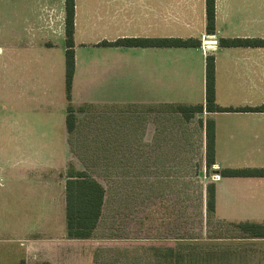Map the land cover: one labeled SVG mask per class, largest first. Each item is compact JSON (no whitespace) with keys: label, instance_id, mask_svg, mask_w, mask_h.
Instances as JSON below:
<instances>
[{"label":"crops","instance_id":"crops-1","mask_svg":"<svg viewBox=\"0 0 264 264\" xmlns=\"http://www.w3.org/2000/svg\"><path fill=\"white\" fill-rule=\"evenodd\" d=\"M16 1L22 4L23 12L20 13L19 3L17 14L12 13L6 59L7 128L12 136L8 141V146L12 147L9 149L11 166L0 173L1 193L5 194L0 196V204L6 203L8 226L24 227L29 224L26 222L28 205L34 209H45L40 213L44 223H39L51 227L54 226V210L58 208L57 220L60 225L58 236L45 239L29 238L24 234V228L18 230L16 238L8 241L17 243V248H14L18 250L16 264L20 259H24L26 264L40 261L77 264L74 259H78L79 253L84 257L82 259H86V264H97L96 252H110L112 248L128 252L132 242L135 247L139 246V252L133 250L138 254L136 263L142 264L143 242L157 241L126 237H102V240H97L95 232L86 239L66 236L65 171L68 163L74 162L76 169L86 170L101 183L85 165L98 153L85 150L86 146L97 144L93 140L98 133L89 134L97 126H91L96 117L102 122L104 159L110 160L108 156L115 152L116 149L112 148L115 145L133 146L135 161L141 164L150 162L152 175L156 178H169L172 170H175L172 148L175 146H182L183 149L176 162H183V172L190 169V152L187 149L190 145V123L195 119L202 131L204 151V123L207 118L212 119L215 143V163L211 167L215 176L212 218L234 225L240 222L264 223V176L222 177L217 174L223 168H264V112L204 110L186 120L174 108L177 104L205 105V58L208 53L214 55L215 101L219 106L255 107L264 104V46L220 47L217 43L220 37L264 39V0H215V33L212 35L205 32V0H200L198 15L191 12V2L194 0H187L189 4L179 13V17L169 4L160 10V0H74L75 66L70 103L75 109L76 125L72 133H68L65 124L66 98L65 112L56 114L48 103L50 98L46 96L47 75L32 73V65L38 62L35 64L40 66L39 60L43 57L46 61L50 50L61 49L58 52L59 61L63 56L64 63V0H59L58 38L45 46L44 56L33 60V64L30 5L25 6L27 0H13V3ZM170 1L166 0L167 3ZM241 2H247L245 9L240 8L239 4L234 5ZM20 21L22 34L16 32V23ZM159 37H195L202 43L199 47L95 46L101 41L111 42L120 38ZM208 39L216 40L211 52L206 51L203 43ZM95 51L102 58H95ZM43 64L47 68V63ZM99 65L103 67L102 81L98 83L101 85L95 83L99 82L94 79L99 75L95 69L93 76L84 75V69ZM36 88L46 93L42 100V96H35ZM128 106L135 109L134 129L126 124ZM55 128L60 131L59 137ZM128 130H133L134 135L129 137ZM85 136L87 138L84 140L87 141H82L80 137ZM185 147L188 153L186 157ZM123 153L121 150L118 155ZM23 157H29L36 162V168L47 171L43 179L34 180L28 178L24 171L19 173L21 170L16 168L14 162ZM51 170L58 172V175L51 174ZM55 183L58 189H55ZM187 196L189 198V193ZM202 197L205 210V191ZM189 207L187 205V209ZM16 210H22V213ZM103 210L104 203L101 217ZM242 237L239 240L252 242L247 264H264V237L244 234ZM163 241L165 244L160 248L171 249L170 259H173L174 245L166 242L174 241ZM155 246L147 248L151 254L149 257L158 259L161 256L162 263L169 264L168 251L166 256H162L157 250L160 248Z\"/></svg>","mask_w":264,"mask_h":264},{"label":"rangeland","instance_id":"rangeland-1","mask_svg":"<svg viewBox=\"0 0 264 264\" xmlns=\"http://www.w3.org/2000/svg\"><path fill=\"white\" fill-rule=\"evenodd\" d=\"M20 2L13 0H0V173L10 168L9 160L11 155L8 141L12 136L8 133L7 126V49H8V34L11 33L12 13L19 11ZM15 8H14V6ZM30 5L31 27H32V64L33 60L40 59L44 56L45 46L51 40L56 41L58 38L59 17V0H27L25 6ZM173 7L176 17L179 13L188 6L187 0H172L167 3L166 0H160V10L162 6ZM240 5V8H246L247 2L234 3ZM20 13L23 12L22 4L20 3ZM200 0L191 2V12L198 15ZM165 10V7H163ZM25 11L26 8H25ZM16 32L22 34V21L16 23ZM52 31V34H51ZM50 32V33H49ZM51 37V38H50ZM207 45V46H206ZM95 46H102L99 43ZM45 49V50H44ZM207 52H211L213 46L205 44ZM59 50H50L48 59L41 58L40 66L35 62L32 65V73L44 75L47 78L46 93L36 88L35 96L43 99L46 94L49 105L53 107L56 114L59 111L65 112V90L63 84L64 63L63 56L59 61ZM63 50V47H62ZM48 51V50H47ZM94 57L102 58L101 54L94 52ZM99 53V52H97ZM47 55V54H46ZM95 57V58H96ZM44 62L47 64L44 68ZM99 72L94 79L100 83L103 76V67L101 65L84 69V75L93 76V70ZM86 77V78H88ZM94 83L92 84V86ZM101 85V84H98ZM36 86H39L36 84ZM34 105V104H33ZM135 108V107H134ZM62 109V110H61ZM135 109L128 106L126 114L127 127L134 129ZM97 116V115H95ZM95 122V123H94ZM31 124V123H30ZM97 124V126H96ZM96 128L89 131V134L95 135L93 142L97 143L94 146H86L85 150L90 153V149L97 151V155L92 158V161L85 162L86 168L101 181L106 190L103 216L95 230V239L102 240V237L109 238H151L157 241L143 242L142 264H163L161 256L156 259L151 256L147 249L150 245L155 247L164 246L166 239H172L174 242V257L168 258L171 264H247L250 260L248 250L252 249L250 243L246 240H239L242 233L232 223L216 221L214 218L207 219L203 208V194L205 185L214 182L215 176L213 173L204 170L203 162V143L200 128L196 120L190 123V145L187 149L190 152V169L183 172L182 161H178L182 153V146L172 147L174 151L176 168L173 169L169 178L154 177L150 168V162L139 163L135 161L133 146H118L114 153L108 156L109 161L104 159L102 154L103 142L102 139V122L101 119L94 118L93 123ZM31 126H37L32 124ZM98 129V130H96ZM57 137L60 136V131L55 128ZM38 133V131H37ZM88 134V133H87ZM127 135L131 137L134 131H127ZM87 136V135H86ZM80 137L82 141L87 137ZM128 141V140H127ZM39 148V147H37ZM61 148V147H60ZM59 148V149H60ZM185 147L184 152L187 150ZM124 151L118 155V152ZM185 152V157H186ZM89 158V156H87ZM181 160V158H180ZM9 163V164H8ZM16 168L19 173L23 171L28 178L43 179L47 171L41 168H36V162H33L29 157H23L22 160H16ZM39 163V162H37ZM74 162L68 163L67 167ZM57 171V169H56ZM51 170V174L58 175V172ZM56 179V178H55ZM57 180V179H56ZM2 178H0V185ZM41 182H39L40 184ZM57 183H55V189ZM0 187V196H5ZM189 193V198L187 196ZM42 204L40 203L39 206ZM189 205V209H187ZM34 209L28 205L26 214L28 215L29 223L27 226L7 225V207L6 203L0 204V264H16L17 243H12L9 239L16 238L17 231L24 228V234L32 239H45L51 236L60 234V225L58 224L57 215L58 208L54 210V226H45L39 223L42 221L40 213L45 209ZM16 212L22 213V210ZM33 223V224H32ZM138 243V242H137ZM152 243V244H151ZM130 251L125 252L119 248L109 251H99L94 254L97 264H137L139 246H134L132 242ZM139 245V244H136ZM106 249V248H105ZM103 249V250H105ZM164 249V248H160ZM19 254V252H18ZM137 255V256H136ZM74 259L77 264H86V259L80 257ZM153 258V259H152Z\"/></svg>","mask_w":264,"mask_h":264},{"label":"trees","instance_id":"trees-1","mask_svg":"<svg viewBox=\"0 0 264 264\" xmlns=\"http://www.w3.org/2000/svg\"><path fill=\"white\" fill-rule=\"evenodd\" d=\"M205 32L212 35L215 33V0H205ZM74 0H64V90L67 100L65 124L68 133H72L76 125L75 109L70 103L72 79L74 75ZM199 38L159 37V38H120L115 41H101L104 46H156V47H199ZM220 47H247L264 46V39L242 37H220L217 41ZM215 69L214 55L208 53L205 58V105L177 104L175 110L182 113L186 120L194 117L196 112H264V104L251 107H223L215 101ZM200 124L203 122L200 120ZM205 145L204 164L206 172H214L215 143L214 122L207 118L204 123ZM214 174V173H213ZM222 177L232 176H264V168L260 169H235L223 168L218 170ZM65 229L66 236L70 239H86L92 236L98 226L102 215L104 203V186L86 170H78L70 164L65 171ZM213 182L205 185V213L207 219L212 218L214 213ZM239 231L250 237H264V223L240 222L235 224ZM160 255L170 257L171 249H157ZM18 264H26L20 259ZM32 264H50L47 261L34 262ZM171 264V263H169Z\"/></svg>","mask_w":264,"mask_h":264},{"label":"water","instance_id":"water-1","mask_svg":"<svg viewBox=\"0 0 264 264\" xmlns=\"http://www.w3.org/2000/svg\"><path fill=\"white\" fill-rule=\"evenodd\" d=\"M203 43L214 45V44H216V40L208 39V40L203 41Z\"/></svg>","mask_w":264,"mask_h":264}]
</instances>
